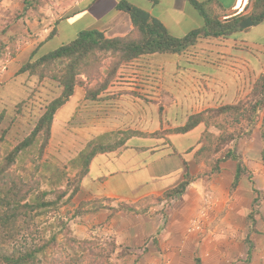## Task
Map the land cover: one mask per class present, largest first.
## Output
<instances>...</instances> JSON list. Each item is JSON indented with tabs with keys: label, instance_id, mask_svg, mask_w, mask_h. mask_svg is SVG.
I'll list each match as a JSON object with an SVG mask.
<instances>
[{
	"label": "crops",
	"instance_id": "1",
	"mask_svg": "<svg viewBox=\"0 0 264 264\" xmlns=\"http://www.w3.org/2000/svg\"><path fill=\"white\" fill-rule=\"evenodd\" d=\"M113 1L110 7L113 16L99 14L98 0H88L79 11L60 16L56 21L44 17L40 21L26 19V24L22 23L26 27L22 29L18 21L10 25L9 33L29 27L35 37L25 38L16 53L7 57V67L0 80V113L7 108L3 87L7 91L16 88L18 92L9 97L18 99L19 92L39 81L35 74L19 72L33 50L39 48L42 54L68 41L50 46V41L59 35L60 22L86 17L93 23L97 18L99 23L89 29L103 31L106 37L129 32L133 26L130 15L119 8L122 2L129 1ZM133 6L156 18L176 37L204 26L206 17L222 23L238 18L239 23L227 35L197 38L193 45L197 55L186 57L174 52L142 55L165 75L156 91L137 90V82L125 81V77L112 81L95 99L86 98L80 85L74 86L68 100L54 114L51 133L62 126L67 129L69 125L75 126L81 144L82 139L86 143L94 136L97 139L111 132L122 133L113 144L103 145L107 148L91 156L74 195L77 205L103 204L96 211H101L97 224L104 222L109 228L122 230L118 236L126 234L125 241L129 244L154 239L159 249L170 245L165 252L168 264H264V200L261 199L264 197V135L260 133L264 129L258 127L261 119L252 130L251 145L250 140L238 141L236 151L228 144L225 148L229 155L218 161V153L207 158L209 150L214 148L213 136L220 133L218 126H207L195 118L209 109L235 104L255 90V81L264 72V19L240 28V21L251 13L253 0H137ZM52 30L54 34L45 38ZM207 54L208 63L204 57ZM136 60L137 57L131 59L134 64H128L126 69L137 68ZM129 71L125 70V74ZM189 123H193L190 129L180 130ZM157 131L159 134H149ZM257 134L262 136L259 141ZM66 151L59 150V157L74 156ZM186 176L190 178L188 184L174 195L172 191ZM168 192L173 209L168 219V235L157 232L158 236H147L151 232L142 224L145 221H139L130 210L132 207L133 211L155 209L166 200ZM119 205L131 207L122 211L115 221L117 214L112 217L108 208ZM94 213L88 214L95 217ZM193 218H202V231L184 233ZM136 221L137 224H131Z\"/></svg>",
	"mask_w": 264,
	"mask_h": 264
},
{
	"label": "trees",
	"instance_id": "2",
	"mask_svg": "<svg viewBox=\"0 0 264 264\" xmlns=\"http://www.w3.org/2000/svg\"><path fill=\"white\" fill-rule=\"evenodd\" d=\"M21 1L22 7L12 23L19 18L40 21L45 17L40 9L51 4V0ZM119 7L127 11L131 18L133 28L127 34L106 37L96 29L82 30L73 39L46 53L40 54L39 48L33 50L30 58L19 68V72L35 74L39 79L47 77L57 82L62 90L58 97L48 102L46 110L38 117L32 130L16 144L2 148L5 131L0 134V264H68V259L72 264H99L100 252L103 250L101 247V250H94L92 247L98 244L97 240L82 238L80 241L77 238H68L77 243V251L72 250L69 254L63 250L64 242L58 243L55 234L47 237L46 227L39 226L41 217L54 215L53 210L57 207V202L67 191H70V196L76 194L91 156L107 148L97 145L98 142L91 146L86 145L77 159H72V164L77 168L73 176L76 181L74 186L70 181L73 178L68 176L64 165L59 166L43 158L54 113L68 100L74 86L82 85L85 97L95 99L114 79L118 68L134 57L139 61L144 58L142 55L152 52H174L186 57L197 55L193 46L197 38L213 39L215 36L227 35L238 28L239 23L238 18H231L228 23H222L206 17L204 26L176 37L170 35L156 18L143 9L125 2ZM77 11L79 9L71 7L64 15L69 16ZM250 16L254 23L264 19V0H253ZM31 30L29 27L25 30L27 32H19L21 30L17 29L7 34V39H0V60L13 56L17 46L29 37ZM1 31V37L6 35V28ZM53 34L52 30L46 38ZM204 57L208 63L209 55ZM151 63L153 62L148 61L146 65ZM258 84L261 85L260 90L264 91V76ZM257 105H260V100L252 103L249 96L236 104L209 109L195 116L206 124L218 125L220 117L226 113L232 114L231 124L235 127L230 131L227 126H222V132L213 140V153L221 151L225 144L237 139L245 130V126L255 121ZM2 117L3 113H0V122ZM192 124H186L180 130L186 131ZM28 163L31 164L30 169L26 168ZM189 180L186 176L172 191L174 195L183 190ZM43 183L49 188H43ZM64 183L66 188H63ZM70 187L73 188L70 190ZM50 193H55L54 198H49ZM53 222L55 226L63 228L62 218L57 217ZM85 244L89 247L87 251L78 249ZM71 246L74 247L73 244ZM104 255L105 262L110 264L109 252H104Z\"/></svg>",
	"mask_w": 264,
	"mask_h": 264
},
{
	"label": "rangeland",
	"instance_id": "3",
	"mask_svg": "<svg viewBox=\"0 0 264 264\" xmlns=\"http://www.w3.org/2000/svg\"><path fill=\"white\" fill-rule=\"evenodd\" d=\"M127 1V0H126ZM129 1V2H128ZM127 2L136 5L137 0H128ZM113 0H98L97 6L98 11L100 13H104L105 16H113V11L110 10L111 5H113ZM88 3V0H51V4L43 7L40 9V12L43 13L42 16H45V18H51L55 19L57 17L62 16V14L67 13V11L70 10L71 7H75L79 9L80 7H85V5ZM22 7V1L21 0H1L0 1V35H2V29L6 28L7 32H5L6 35H3V37L0 36V39H7V34L9 33V26L14 24L12 23L13 19H16V16H18L19 11ZM68 15V14H67ZM98 16V15H97ZM88 18L86 17H73L70 19H67L63 22H60L58 25V37H54L50 41V46L54 45L56 42H62V41H69V39H73V37L77 34V31H80L81 29H89V27H92V25H96L99 23V20L97 18L94 19L93 23H89L87 21ZM32 19L31 21H33ZM19 27L25 28L26 26L22 27V23L26 24V19L19 18L18 20ZM16 21V22H17ZM95 23V24H94ZM87 27V28H86ZM27 30V29H26ZM33 30L29 31V35L32 33ZM19 32H27L25 30H21ZM76 33V34H75ZM128 32L124 33L127 34ZM121 34V35H124ZM28 35V36H29ZM6 36V37H5ZM6 52V51H5ZM5 58V57H4ZM126 69L124 65H121V67L118 68V72L116 73V76H120L122 71ZM138 75V74H137ZM163 75V74H162ZM165 76V75H164ZM264 76V72L261 75L259 79L255 81L253 92L249 94L247 97L250 96L251 102H255V100H260V105H257V109L255 111V121H253L252 124H247L245 126V130L239 137L232 142H229L236 150L235 143L238 141H249L250 145L254 141L252 139V130L255 128L256 123L260 120V123L258 124V127L260 126L261 129H264V91H260L261 85L258 84L259 80ZM114 77V78H115ZM44 80V83H41V81ZM57 83L53 80H50L49 78L45 79H39L38 82H36V85H33L29 89H25V92H19L20 97L18 99H12L9 96L13 93H17L16 88H12V90L7 91L4 87L2 90L5 93L4 96L7 97V103H5V112H3V117L0 122V134L2 131H5L4 138L5 141L2 142L3 147L14 145L18 141H20L26 134H28L39 115L44 111L45 105L49 102V100L60 91V88L56 85ZM109 86V85H108ZM83 88V86L81 85ZM142 89V85L139 87L140 90ZM84 92L85 89L83 88ZM264 90V89H263ZM143 92V90H142ZM9 93V94H6ZM86 94V93H85ZM147 94V93H146ZM254 96V97H253ZM246 98V97H244ZM243 98V99H244ZM242 99V100H243ZM233 105V104H232ZM227 115L222 116L220 120L222 122L225 121V124L227 127H232L231 120L233 119L232 114L226 113ZM246 123V122H245ZM244 123V124H245ZM73 124V121H72ZM250 130L248 133H246V130L249 128ZM65 126H62V128H56L54 131H52V134H50V137L48 139V143L46 146V149L43 154V158L47 159L49 161H52L53 164L57 165H64L66 167V172L68 173V176H70V181H72V186H74V183L76 184V181L74 180L75 177V166L72 164V161H67L70 157H66L65 155H62L59 157V150H68L65 153H68L70 156L74 155L77 156L80 154V150L84 147V145H90L98 142L99 146L108 145V143L113 144L119 136H121V132H111L112 134L109 135H101L100 138L97 141V139H94L97 136H94L93 139L91 138L86 143L85 140L82 139L83 144H81V141H79L76 138V135L78 134L75 131V126H68V129ZM233 128V127H232ZM220 132H222V128H219ZM261 135H264L263 130H260ZM103 134V133H102ZM138 134V133H137ZM146 134V133H141ZM149 134H159V132H153ZM257 134V141H259L262 136ZM218 136V135H217ZM213 136V137H217ZM73 140H76L75 143H73ZM255 140V142H256ZM55 141V142H54ZM54 142V143H53ZM85 143V144H84ZM82 145V146H81ZM54 146H60L61 149H53ZM71 149H68V148ZM226 144L220 153L218 154H224L227 151ZM210 154H208L207 158L213 155V150H209ZM237 151V150H236ZM76 154V155H75ZM241 158V154H239ZM72 157V156H71ZM26 168L30 169L31 164L28 163L26 165ZM29 178V177H28ZM27 178V179H28ZM26 179V180H27ZM66 183L63 184V188L65 187ZM43 188L48 189L49 186H47L45 183L42 184ZM73 187H70V190ZM49 198H54L55 193H50ZM262 201L264 200V197L261 196ZM76 199L74 196H70V191L67 193L57 202V207L55 210H53L54 215L50 216H43L41 217V220L39 222L40 228L46 227L45 235L48 237L51 234H55L57 236V242L63 244V250L71 254L72 250L77 249V243L73 241V239L68 240V238H77L78 240H82V238L85 239H92L97 240L98 244L95 246H92L94 250H102L100 252V258H99V264H107L105 261L106 256L104 255V252H109L108 255V261L111 262L110 264H168L167 258L165 252L167 251V248L170 247V245H163V249H159L157 242L153 239L152 241H148L149 239H146L145 242L141 244H129L125 241L127 238L126 234H121V236H118V233H120L122 230L118 228H109L107 227L109 224H106L104 222L97 224L100 222L99 220V214L101 211L96 212L99 210V208L103 207V204L98 205V202H92V203H83L78 204L76 203ZM159 205L155 209H132L130 210L132 214L137 215L139 218L138 220L145 221L142 222L143 225L149 228L147 232L151 237L158 236L157 232L160 234L164 233L168 235V219L169 214L171 212V201H169V196H167L166 200L164 202H159ZM131 206H124L119 205L116 208L109 207L108 209H111V213H113L112 217L115 216V221H118L117 216L119 214H122L124 210L129 209ZM148 208V207H147ZM95 212V217H91L92 214H88L89 212ZM123 211V212H122ZM133 211V212H132ZM88 214V215H87ZM87 215V218H86ZM91 215V216H90ZM91 218H90V217ZM62 218L63 221V228L60 226H55L54 219L55 218ZM196 218L191 219V221H188L187 226L185 228L184 233H190L191 230L189 227H192L193 220ZM202 219V218H201ZM199 219L198 226L199 228H195L196 230L202 229L203 224L202 220ZM120 223H118L119 225ZM132 225L137 224V221L135 223H131ZM191 224V225H190ZM68 228V230L66 229ZM114 243V245H112ZM74 245L72 247L71 245ZM100 245V246H99ZM113 246V248L111 247ZM101 247V248H100ZM88 245H83L81 248L80 246L78 249H83L85 251L88 250ZM110 249V251L108 250ZM77 251V250H76ZM157 255V258H160L157 260L155 257ZM68 264H72L71 261L68 259Z\"/></svg>",
	"mask_w": 264,
	"mask_h": 264
},
{
	"label": "clouds",
	"instance_id": "4",
	"mask_svg": "<svg viewBox=\"0 0 264 264\" xmlns=\"http://www.w3.org/2000/svg\"><path fill=\"white\" fill-rule=\"evenodd\" d=\"M120 8V7H119ZM120 9H122V8H120ZM122 10H124V9H122ZM125 11V10H124ZM125 12H127V11H125ZM62 16H64V14H62ZM248 17H250L251 19H252V21H253V23H254V20H253V18L249 15ZM245 18H247V17H245ZM244 18V19H245ZM58 19V17L57 18H55L54 19V21H56ZM244 19H242V20H244ZM36 20V19H35ZM241 20V21H242ZM241 21H240V23H241ZM262 21V20H261ZM259 23V22H258ZM254 24H257V23H254ZM253 25V24H252ZM239 26H240V24H239ZM249 26H251V25H249ZM246 27H248V26H246ZM246 27H240V28H246ZM132 28H133V26H132ZM101 32H103V31H101ZM77 35V34H76ZM32 36H34V34H30L29 35V37L31 38ZM115 36H120V35H115ZM47 37V35L45 36V38ZM113 37V36H112ZM44 38V39H45ZM64 43V42H63ZM62 44V43H61ZM60 44V45H61ZM59 45V46H60ZM57 48V47H56ZM53 50V49H52ZM48 52V51H47ZM46 53V52H45ZM131 61V60H130ZM130 61H128V62H125V63H123L122 65H124V67H127V65L128 64H134L133 62H130ZM137 61V60H136ZM130 62V63H129ZM148 62V60L146 59V58H142V59H140L139 61H137V68L135 67H129V68H127V69H124L121 73V75L120 76H116L112 81H116V80H122L121 78L122 77H125V81H127V80H129V79H133V81L134 82H137V89H139V87L142 85V89H145V88H148L151 92L153 91V90H157L158 88H159V86L161 85V82H163V77H164V74L159 70V68L158 67H156L153 63H151V64H149V65H146V63ZM7 58H3V59H1L0 60V80H1V75L3 74V72L5 71V69H6V67H7ZM125 70H130L129 72H128V74H125ZM147 71H149L150 73H147ZM138 74V75H137ZM163 74V75H162ZM37 76V75H36ZM38 77V76H37ZM38 79H39V77H38ZM43 79H45V78H43ZM51 80V79H50ZM111 81V82H112ZM57 83V82H56ZM57 86H61V85H59L58 83L56 84ZM60 90H62V88L60 89ZM162 90V89H161ZM261 91V90H260ZM60 93H61V91H60ZM60 93H59V95H60ZM143 93L144 94H146V92H144L143 91ZM148 94H150V93H147V95ZM152 94V93H151ZM58 95V96H59ZM153 95V94H152ZM58 96H56V97H58ZM55 97V98H56ZM247 98V97H246ZM54 99V98H53ZM52 99H50L49 101H51ZM242 100V99H241ZM240 101V100H239ZM238 101V102H239ZM48 104V103H47ZM46 104V105H47ZM236 104V103H235ZM46 105H45V108H46ZM230 105H232V104H230ZM227 106V105H226ZM222 107V106H221ZM59 108V107H58ZM57 108V109H58ZM219 108V107H218ZM56 109V110H57ZM46 109H44V111H45ZM43 111V112H44ZM42 112V113H43ZM56 112V111H55ZM205 112V111H204ZM42 113L39 115V116H41L42 115ZM55 114V113H54ZM225 115H227V114H225ZM231 116V115H230ZM54 117V116H53ZM222 117H220V119H221ZM38 119V118H37ZM219 119V123H218V125H213V124H210V125H212V126H215V127H217L218 126V129L219 128H222V126H226V124H225V121L224 122H222V120H220ZM202 121H204V120H202ZM36 122H37V120H36ZM36 122H35V124H36ZM34 124V125H35ZM206 124V123H205ZM52 125V124H51ZM207 126H209V124H206ZM34 127V126H33ZM233 128L235 127L234 125L232 126ZM230 128V127H227V129L228 130H230V131H232L233 130V128ZM250 128L251 127H249L247 130H246V133H248V131L250 130ZM221 133V132H220ZM220 133H219V135H220ZM50 134H52V133H50ZM27 135V134H26ZM218 135V136H219ZM25 137V136H24ZM50 140V139H49ZM232 142V141H231ZM214 145V144H213ZM226 145H228V144H226ZM86 146V145H85ZM85 146H84V148H85ZM83 148V149H84ZM82 149V150H83ZM81 150V151H82ZM222 150H224V149H222ZM221 150V151H222ZM80 151V152H81ZM221 151H218V152H216V153H213V155H216L217 153H220ZM227 153H229V151L227 150L223 155L222 154H218L217 156H218V161L219 160H221V159H225L227 156H228V154ZM78 156V155H77ZM77 156H72V157H70L69 158V160L70 161H72V159H73V161L75 160V159H77ZM217 162V161H216ZM75 169H76V167H75ZM78 190V189H77ZM77 192V191H76ZM199 219V218H198ZM191 225V224H190ZM189 229L191 230V232H200V231H202V229H199V230H196V229H191V227H189ZM248 257V255H245V258H247Z\"/></svg>",
	"mask_w": 264,
	"mask_h": 264
},
{
	"label": "water",
	"instance_id": "5",
	"mask_svg": "<svg viewBox=\"0 0 264 264\" xmlns=\"http://www.w3.org/2000/svg\"><path fill=\"white\" fill-rule=\"evenodd\" d=\"M253 24V21L250 17H247L245 18L244 20L241 21L240 23V27H246V26H249V25H252Z\"/></svg>",
	"mask_w": 264,
	"mask_h": 264
},
{
	"label": "built area",
	"instance_id": "6",
	"mask_svg": "<svg viewBox=\"0 0 264 264\" xmlns=\"http://www.w3.org/2000/svg\"><path fill=\"white\" fill-rule=\"evenodd\" d=\"M198 220H199L198 218H196V219L193 220V224H192L191 229H195L196 227L199 228V226H198V224H199Z\"/></svg>",
	"mask_w": 264,
	"mask_h": 264
}]
</instances>
